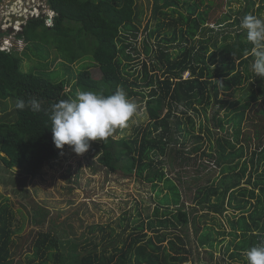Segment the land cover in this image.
<instances>
[{
    "label": "trees",
    "instance_id": "obj_1",
    "mask_svg": "<svg viewBox=\"0 0 264 264\" xmlns=\"http://www.w3.org/2000/svg\"><path fill=\"white\" fill-rule=\"evenodd\" d=\"M206 2L212 3L213 0H163V7H170L173 12L179 13V21L186 26L185 29L180 28V36L183 40L186 39L189 42L191 38L194 39L199 29L206 23L208 9L200 11L201 6ZM76 3L80 5V12L74 8ZM45 4L50 11L54 12L53 22L48 23V15L43 11L39 16L29 17L22 22V30L16 35L18 39L26 43L23 51L0 49V101L3 103V111L6 112L0 118V161L7 169L19 168L26 176H37L45 164L58 159L64 150L71 149L67 145L63 150L57 149L53 142L47 111L52 103L75 98L76 93L81 90H93L110 95L116 91L117 87L122 89L130 86L150 87L147 104L161 116L150 121L146 127L138 126L134 137L117 140L109 137L106 141H101L100 149L97 151L102 152L101 160L111 171L123 172L127 176L135 174L138 178L155 182L156 185L163 183L170 192L162 201L168 204L166 208L156 206L152 215L146 217L147 221L142 220L138 223L134 222L139 220L136 217L124 216L123 222L119 225L123 230L118 233H116L117 229L110 225H90L87 230L95 235L89 239L86 254L78 252L75 243L65 245L66 248L71 247L69 253L68 249L64 251L60 230L39 232L34 240L35 255L31 257L29 264H34L36 258L39 259L38 264L186 263L187 254L191 250L187 245L189 238H184L176 231L186 232L185 228L191 219L194 221L197 236L201 227L197 224L199 216L191 215L183 209L181 189L169 177L165 169L164 156L171 155L172 150L180 155L179 164L181 165L188 163L191 158L184 155V151L171 146L172 141L176 139L173 130L175 126L185 139L183 146L187 144L186 140L190 134L182 127L184 121L176 109L182 104L195 112L203 111L209 120L208 108L215 104L223 106L225 101L222 95L233 89L245 91L242 98L232 103L233 110L226 114V119L217 117V112L213 119L217 120L215 125L222 130H225L224 123L233 122L234 138L220 136L218 138L219 152H203L204 155L214 158L217 165L222 167L221 177L215 178L211 183L208 181L200 184L194 200L207 209L201 218L211 215V211L223 212L229 207L239 211L240 215L232 221V230L229 232L234 239L229 244L228 250L236 239H239L235 243L232 258L241 257L242 251H248L251 247L264 243V173L260 179L253 182L251 180L253 173L250 172L247 184L242 182L247 176L249 161L253 165L257 164L255 171L264 164V147H262L264 127L255 125L258 143L249 161L244 159L245 148L240 144L241 127L247 118V112L253 106H258V103L256 105L254 103L259 99L256 90L252 88L253 83H249L251 73L247 66L239 68L244 64L248 65L250 58L254 57L251 52L253 45L247 41L245 32H239L236 35V41L232 44L226 42L231 35L225 36L221 43H213L215 51L217 49L222 51L224 65L222 69H213L212 65L205 60L204 56L209 52V46L206 40H203L200 49L196 50L195 46H185L182 48V53L176 56L168 50V46L159 44L157 60L152 61L150 66L143 62V69L138 71L134 63L137 57L129 50L132 45L127 43L130 32L133 38L138 37L136 22L139 21L140 11L136 8V0H45ZM254 4L255 2L250 1L251 6ZM182 7L186 9L187 15L180 10ZM249 9L250 7L245 13ZM262 9L263 7H260L259 11ZM234 21L237 23L241 19L236 16ZM218 24L222 26L223 23L221 21ZM163 25L159 23L158 32ZM39 29L54 33L57 43L54 42L53 45L57 48H59V38L62 39L63 45L60 49H68V54L61 55L62 64L63 67H67L69 78L64 77L55 81L51 78V73L45 70L27 72L23 69L25 59L21 55L23 52L28 57L31 48L46 49L51 46L50 43L43 47L42 44L38 46L36 37L40 34ZM155 32H152V35ZM177 36L178 31L175 28L172 37L166 34L162 41L174 42ZM145 45L146 52L150 53L153 50L152 47L148 43ZM87 47L91 48L96 61L94 64L101 70L100 79L94 78L88 67L75 75L73 73L72 65L75 62L90 59L86 57ZM215 51L209 53L212 61L216 56ZM199 52L203 53L202 59L198 56ZM199 62H202V65H198ZM160 71L162 74H159ZM186 71H191V75L184 78ZM73 75L76 82L72 90H68ZM130 77L134 78L133 82ZM216 80L223 81V88L217 85ZM262 85L260 83L257 90L261 92L264 102V85ZM130 92L142 93L133 89ZM31 97L41 102V111L33 113L28 108L24 110L16 108L15 105L19 99L27 101ZM9 106L12 108L7 111ZM164 109L166 112L162 114ZM188 109L183 111L184 114H187ZM258 113L264 116V107H260L256 111V114ZM187 119L192 123V129H195L192 117L189 116ZM206 130L212 134L210 127L206 126ZM193 138L202 140V135H193ZM246 140L249 143L252 139L247 137ZM201 148L202 144L199 143L193 150L197 151ZM160 190L162 191V188ZM170 203L176 208L171 209ZM33 211L32 218L36 225L46 222L48 211L41 207ZM7 213L9 214L7 206L2 207L0 264L15 263L11 245L14 229L11 227L12 221ZM150 232L155 237H151ZM209 232L207 229L198 237L201 244H208L212 248L215 240ZM165 241L167 245L163 244Z\"/></svg>",
    "mask_w": 264,
    "mask_h": 264
},
{
    "label": "rangeland",
    "instance_id": "obj_2",
    "mask_svg": "<svg viewBox=\"0 0 264 264\" xmlns=\"http://www.w3.org/2000/svg\"><path fill=\"white\" fill-rule=\"evenodd\" d=\"M10 1V0H9ZM250 1L255 2L254 6L250 5ZM3 2H5L3 0ZM30 2V0H28ZM44 2V3H43ZM209 3V4H208ZM27 4L26 0H22L21 4L18 3L17 10H22L23 20L20 18L17 23V28L22 27V22L29 19L28 12L24 9ZM29 4V3H28ZM37 5L46 6L45 0H36ZM10 5V4H9ZM36 5V6H37ZM5 5L0 6L4 7ZM250 9L245 13L246 9ZM263 7L261 11L259 8ZM75 10L81 11L80 5L75 4ZM136 8L139 9V17L136 22L138 28V37L133 38L130 32L127 43L131 44L129 48L137 57L134 62L137 65L138 71L143 69V62H146L149 66L152 61L157 60V48L159 44L169 47V51L175 56L182 53V48L185 46L192 47L198 50L201 47V41L206 40L209 46V52L204 56L205 60L212 65L213 69L223 68V56L221 49L215 51L213 46L214 42L221 43L225 36L231 35L230 39L226 42L234 43L236 41V35L239 32H247L241 27V21L247 14H255L257 16L264 17V0H213L212 3L206 2L201 6L200 11L208 9V15L206 16V23L199 29L194 39L191 38L189 42L183 40L180 36V28H186L179 19V13H175L170 7H163V0H136ZM7 8L0 9V24L3 22L1 15L5 14ZM46 15H48V23L53 22L54 12L48 10L46 6ZM182 12L187 15V11L184 7L180 8ZM161 12H167L168 14H162ZM37 13L36 15H38ZM228 14H231L228 16ZM238 16L241 21L235 23V17ZM222 21V26L218 22ZM159 23L164 24L161 33L158 32ZM177 29L178 36L174 42H163L162 38L167 34L168 37H172L174 29ZM156 31L153 35L152 32ZM13 33H17L14 31ZM39 36L36 37L38 46L42 47L50 43V48L46 49H34L31 48L29 56H25L23 52L21 55L25 57L23 60V69L25 71H44L51 73V78L55 81L61 80L66 77L69 78L67 67H63L61 55L68 54V49H60L63 45L61 38L58 40L59 48L53 45L57 43V37L53 36L54 33L44 32L43 29H39ZM3 36H12L14 41H17V36L13 35L9 31H5ZM62 37V36H61ZM19 40V39H18ZM75 41L77 39L74 38ZM35 41V40H34ZM146 43L152 47L150 53L146 52ZM20 51L26 47L25 42L19 41ZM92 46V45H91ZM66 47V46H64ZM88 53L86 57L90 59L79 60L72 65L74 75L80 70L89 68L92 76L96 79H100L102 76L101 70L94 64L95 59L91 53V48L87 47ZM215 51L216 56L212 61L209 53ZM49 58L46 60L45 58ZM195 54V53H194ZM200 59L203 58V53L199 52ZM233 56V55H232ZM255 57H251L248 65H243L239 68H245L247 66L251 73L249 83H253L252 88L256 90L258 100L254 103H258V106H253L247 112V118H245L242 124V133L240 136L241 145L245 148V158L248 161L252 157L253 151L256 149V124L264 127V116L256 114V111L260 107H264L262 101V94L257 90L260 83L264 85V78L256 77L251 70V64ZM200 61V60H199ZM238 61V59L236 60ZM49 62V63H47ZM48 64V66H43ZM91 65V66H90ZM198 65H202L199 62ZM159 74H162L160 71ZM72 76V80L68 85V90H72V86L76 82ZM191 75V71L184 73V78ZM133 82V77H130ZM143 85V84H142ZM262 85V86H263ZM140 91V94L131 93L130 90ZM128 98L139 106L141 116L134 118L130 121L126 127L118 128L111 136L113 139L130 138L136 135V128L140 125L143 127L148 126L150 121H153L157 117L161 116L153 108L149 107L147 100L150 97V87L139 88L136 86H130L123 89ZM245 91L241 89H233L226 94L222 95L225 103L223 106L215 104L208 108L207 116L203 111L195 112L188 109L186 106L180 104L176 112L180 118L184 121L183 128L190 134L186 145L182 143L185 139L180 135L174 127V133L176 139L172 141V147L184 151V155L190 156L188 163L179 164L180 155L175 150L170 151L172 154L164 156L166 162V171L170 178L178 185L182 192V207L184 210L191 213V215H197L198 226L201 227L200 233H203L207 229L210 231L211 236L214 238V247H209L208 244H201L198 236L195 234L194 221L191 219L189 225L185 228L186 232L177 230V234L188 237L187 245L190 253L187 254L188 261L184 264H247L246 252L242 251L241 257L232 258V253L235 251V243L231 245L228 250L229 244L233 241L234 237L229 235L232 230V221L236 217H239L240 213L237 210L229 207L223 212H213L208 217H203V213L207 210L205 207L198 204L194 198L196 196L197 188L200 184H205L208 181L211 183L215 178L221 177L222 167L217 165L214 158L204 155L203 152L216 153L220 151L218 138L220 136H229L234 138L235 129L234 123H224L225 130H222L219 126H216L217 120L213 119V116L217 112V117L226 119V114L231 113L233 110L232 103L242 98ZM11 106L7 111L11 110ZM187 114H184V110H187ZM166 112V109L162 111V114ZM3 103L0 101V118L4 115ZM191 116L195 129H192V123L188 121L187 117ZM215 121V122H214ZM206 126L210 127L212 134H209L206 130ZM203 127V130H202ZM264 133V130H263ZM193 135H202V140L193 138ZM250 137L252 140H246ZM264 140V134L262 136ZM199 143L202 144L200 150L194 151L193 148ZM101 141L91 142V147L88 152L83 155H77L73 153L71 149L64 150L58 159H54L45 164L37 176H26L19 168L7 169L0 161V211L2 207L7 206V216L12 221L11 227L14 229L12 234V255L14 264H29L31 257L35 255L34 240L38 236L39 232L52 231L56 232L60 230L62 232L63 250H67L69 253L71 247H65L66 244L75 243L77 245V251L86 254L89 239L94 235L87 230L90 225L102 224L104 226H112L116 230V233L123 230L119 225L123 222V217H136L138 221L136 223L145 220L148 215H152L156 206L166 208L167 203L162 202L169 191L163 183L158 185L155 182L138 178L135 174L132 176L124 175L123 172H113L108 166L101 160L102 152H98L100 149ZM264 147V145L262 146ZM243 159V160H244ZM256 163V162H254ZM242 165L240 164V167ZM257 164H252L249 161L247 176L244 177L242 182L247 184L248 176L250 172L253 173L252 181L261 178L264 173V164H261L258 171H255ZM162 188V191L160 190ZM259 190H257L258 192ZM248 199V197H246ZM255 202L254 200H251ZM41 207L49 212L46 222L42 225H36L32 218L34 209ZM171 209L176 208L174 204L170 203ZM237 215V216H235ZM207 227V229H206ZM186 233V235L184 234ZM98 234V233H97ZM151 237H155L151 232ZM67 241V242H65ZM156 241V240H155ZM187 241V238H186ZM65 243V244H64ZM167 245L165 241L163 243ZM89 248V247H88ZM101 249L100 247H98ZM39 259L36 258L35 263L38 264ZM34 263V264H35ZM32 264V263H31Z\"/></svg>",
    "mask_w": 264,
    "mask_h": 264
},
{
    "label": "clouds",
    "instance_id": "obj_3",
    "mask_svg": "<svg viewBox=\"0 0 264 264\" xmlns=\"http://www.w3.org/2000/svg\"><path fill=\"white\" fill-rule=\"evenodd\" d=\"M26 2L25 8L31 16L34 10L33 4L36 5V1L26 0ZM9 4V7L13 8L11 11L17 10L18 4H14V0ZM37 6L40 13L41 11L46 12L44 5ZM1 16L3 24L0 26V49L4 47L1 50L20 51L22 46H19V41L22 43L21 39L14 41L16 39L12 36L6 37L3 34L5 31L15 36L20 33L23 25L20 29L16 26L21 17L11 14V24L8 25V16L5 14ZM241 27L247 32V41L253 45L251 52L255 59L251 64V70L256 77L264 78V17L247 14L241 21ZM14 31L17 33H13ZM216 81L217 85L223 88V81ZM15 106L19 110L28 108L33 113L41 111V102L35 97L27 101L19 99ZM47 111L56 148L63 150L67 145L77 155L88 152L91 142L106 141L118 128L126 127L130 121L142 115L139 106L132 102L120 87H117L116 91L110 95L93 90H81L76 93L75 98L52 103ZM246 260L247 264H264V243L251 247L246 252Z\"/></svg>",
    "mask_w": 264,
    "mask_h": 264
},
{
    "label": "built area",
    "instance_id": "obj_4",
    "mask_svg": "<svg viewBox=\"0 0 264 264\" xmlns=\"http://www.w3.org/2000/svg\"><path fill=\"white\" fill-rule=\"evenodd\" d=\"M5 2H2L1 4H0V6H2V5H5L4 7L5 8H7L6 9V11H5V15H7L8 16V25H10L11 24V14H15L16 16H18V17H22L23 15H21V13H23L22 12V10H20V11H18V10H16V11H11V10H13V8L12 7H9V3L12 1V0H4ZM21 1L22 0H14V4H18V3H20L21 4ZM32 1H36V0H32ZM36 4V3H35ZM37 5V4H36ZM36 5H34L33 4V6H34V10H33V12H32V17H35V16H38V15H36L37 13H40V11H39V9H38V6H36ZM4 7H1L0 9H4ZM26 11H28V9H26V8H24ZM10 10V11H9ZM1 49H4V47H1ZM6 49L8 50V47H6Z\"/></svg>",
    "mask_w": 264,
    "mask_h": 264
},
{
    "label": "flooded vegetation",
    "instance_id": "obj_5",
    "mask_svg": "<svg viewBox=\"0 0 264 264\" xmlns=\"http://www.w3.org/2000/svg\"><path fill=\"white\" fill-rule=\"evenodd\" d=\"M3 24V22L0 24V26Z\"/></svg>",
    "mask_w": 264,
    "mask_h": 264
},
{
    "label": "water",
    "instance_id": "obj_6",
    "mask_svg": "<svg viewBox=\"0 0 264 264\" xmlns=\"http://www.w3.org/2000/svg\"><path fill=\"white\" fill-rule=\"evenodd\" d=\"M24 17H21V19L23 20Z\"/></svg>",
    "mask_w": 264,
    "mask_h": 264
}]
</instances>
